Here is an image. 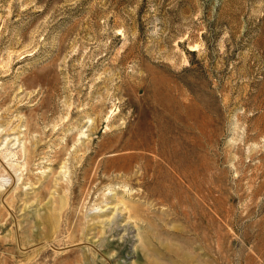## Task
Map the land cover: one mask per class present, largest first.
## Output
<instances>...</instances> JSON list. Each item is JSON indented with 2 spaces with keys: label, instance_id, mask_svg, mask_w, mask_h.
<instances>
[{
  "label": "rangeland",
  "instance_id": "obj_1",
  "mask_svg": "<svg viewBox=\"0 0 264 264\" xmlns=\"http://www.w3.org/2000/svg\"><path fill=\"white\" fill-rule=\"evenodd\" d=\"M0 264H264V0H0Z\"/></svg>",
  "mask_w": 264,
  "mask_h": 264
}]
</instances>
